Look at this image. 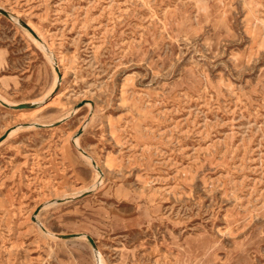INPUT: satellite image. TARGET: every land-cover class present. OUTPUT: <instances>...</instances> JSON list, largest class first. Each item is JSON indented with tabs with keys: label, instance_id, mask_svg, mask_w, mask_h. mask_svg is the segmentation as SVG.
<instances>
[{
	"label": "rangeland",
	"instance_id": "rangeland-1",
	"mask_svg": "<svg viewBox=\"0 0 264 264\" xmlns=\"http://www.w3.org/2000/svg\"><path fill=\"white\" fill-rule=\"evenodd\" d=\"M97 251L264 264V0H0V264Z\"/></svg>",
	"mask_w": 264,
	"mask_h": 264
},
{
	"label": "bare ground",
	"instance_id": "bare-ground-1",
	"mask_svg": "<svg viewBox=\"0 0 264 264\" xmlns=\"http://www.w3.org/2000/svg\"><path fill=\"white\" fill-rule=\"evenodd\" d=\"M31 28L34 30V31H36L32 26H31ZM28 31V30H27ZM29 32V31H28ZM38 34V33H37ZM32 35V34H31ZM43 36V35H42ZM40 37L39 36V38H41V39H36V37H34L33 35H32V37L34 38V41L37 43V44H43L44 46H46V54L48 55V57H49V59H50V62H51V65H52V67L55 69L56 68V66H58V62H59V56L57 57V55L52 51V47L50 46V44H48V42L43 38V37ZM41 40V41H40ZM43 46V47H44ZM55 82H54V84H53V86L51 87V89H50V92L49 93H51V92H53V90L56 88V86L60 83V81H61V78L58 76V71H55ZM34 104V103H33ZM35 111V110H34ZM76 143L78 144V139H76ZM79 145V144H78ZM99 168V166L98 165H96V167H95V169H96V171H97V174H96V180H99V178H100V173H99V171L97 170ZM54 237H56L55 235H53ZM98 252V251H97ZM97 257H98V264H106L104 261H101L100 259V253L98 252L97 253Z\"/></svg>",
	"mask_w": 264,
	"mask_h": 264
},
{
	"label": "water",
	"instance_id": "water-1",
	"mask_svg": "<svg viewBox=\"0 0 264 264\" xmlns=\"http://www.w3.org/2000/svg\"><path fill=\"white\" fill-rule=\"evenodd\" d=\"M29 105V104H28ZM37 211H38V209H37ZM32 219L33 220H35V218L34 217H32ZM58 236V235H57ZM59 236H61V235H59ZM87 239L89 240V242L94 246V248H95V244H94V241H93V239L89 236V235H87Z\"/></svg>",
	"mask_w": 264,
	"mask_h": 264
}]
</instances>
